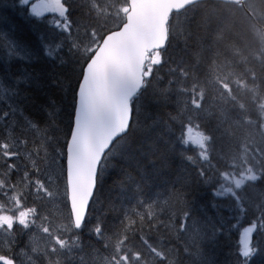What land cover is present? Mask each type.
Returning <instances> with one entry per match:
<instances>
[{
	"label": "snow or ice",
	"instance_id": "6c2138e0",
	"mask_svg": "<svg viewBox=\"0 0 264 264\" xmlns=\"http://www.w3.org/2000/svg\"><path fill=\"white\" fill-rule=\"evenodd\" d=\"M133 3L0 0V264H178L161 227L174 231L186 264H264V207L250 212L239 185L221 188L223 174L209 184L191 156L178 158L195 169L198 190L185 181L179 214L158 221L149 211L144 223L145 173L131 162L143 157L153 167L157 161L143 150L160 151L173 140L188 148L180 139L185 125L169 111L185 91L176 74L187 76L181 65L165 68L167 31L136 73L122 130L90 164L94 69L125 28L120 14L135 15ZM196 12L180 18L186 45ZM70 90L74 114L66 129ZM106 186L110 195L101 198ZM129 188L135 199L125 195Z\"/></svg>",
	"mask_w": 264,
	"mask_h": 264
},
{
	"label": "trees",
	"instance_id": "16d2710c",
	"mask_svg": "<svg viewBox=\"0 0 264 264\" xmlns=\"http://www.w3.org/2000/svg\"><path fill=\"white\" fill-rule=\"evenodd\" d=\"M122 3L127 4L128 0ZM193 7L197 9L196 18L186 45L185 25L180 18ZM120 15L125 20V13ZM169 40L164 51L165 68L170 63L181 65L187 76L182 79L176 74L185 91L177 94L169 111L177 124L185 125L180 139L188 148L185 151L173 146V140L160 151L143 150L148 159L157 161L153 167L148 168L143 157L131 162L145 173L142 189L150 207L140 209L145 215L144 223L148 222L149 211L158 221H168L171 214H179L183 207L179 193L189 190L183 187L185 181L190 182L191 190H198L195 169L179 156H191L203 167L208 172L209 184L216 183L223 174L222 189L236 190L239 185L250 212L257 204L264 207V0H244L242 4L198 2L172 15ZM68 74L75 83L76 74L71 70ZM193 99L199 107H193ZM64 104L67 129L74 114L71 90ZM173 130H177L175 125ZM188 130L202 137L199 145L188 137ZM177 176L180 180L173 184ZM99 195H110L107 186ZM125 195L136 197L131 188ZM129 216L137 226L141 223L135 213L130 212ZM159 234L166 235L174 250L172 255L179 254L178 264H186L182 252L177 251L180 242L174 231L161 227Z\"/></svg>",
	"mask_w": 264,
	"mask_h": 264
},
{
	"label": "water",
	"instance_id": "95a60500",
	"mask_svg": "<svg viewBox=\"0 0 264 264\" xmlns=\"http://www.w3.org/2000/svg\"><path fill=\"white\" fill-rule=\"evenodd\" d=\"M198 1L201 0H134L130 4L135 15L127 14L125 28L117 34L119 40L107 48L94 69L90 90L93 116L87 129L90 164L112 135L122 130L136 73L148 52L157 50L165 31L168 33L170 15ZM221 1L239 3L242 0Z\"/></svg>",
	"mask_w": 264,
	"mask_h": 264
}]
</instances>
